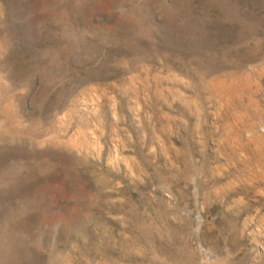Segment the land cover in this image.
<instances>
[{
    "label": "rangeland",
    "instance_id": "obj_1",
    "mask_svg": "<svg viewBox=\"0 0 264 264\" xmlns=\"http://www.w3.org/2000/svg\"><path fill=\"white\" fill-rule=\"evenodd\" d=\"M0 264H264V0H0Z\"/></svg>",
    "mask_w": 264,
    "mask_h": 264
}]
</instances>
